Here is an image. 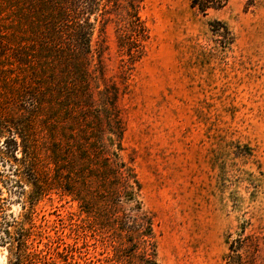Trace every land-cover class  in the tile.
Here are the masks:
<instances>
[{
  "label": "rangeland",
  "instance_id": "obj_1",
  "mask_svg": "<svg viewBox=\"0 0 264 264\" xmlns=\"http://www.w3.org/2000/svg\"><path fill=\"white\" fill-rule=\"evenodd\" d=\"M106 1L91 67L117 92L119 155L139 180L157 264H264V0ZM135 13L148 39L131 61L118 36ZM37 212L60 237L54 257L122 264L69 197L52 190Z\"/></svg>",
  "mask_w": 264,
  "mask_h": 264
},
{
  "label": "trees",
  "instance_id": "obj_2",
  "mask_svg": "<svg viewBox=\"0 0 264 264\" xmlns=\"http://www.w3.org/2000/svg\"><path fill=\"white\" fill-rule=\"evenodd\" d=\"M108 3L0 0V247L5 264H95L76 261L65 248V254L51 255L60 237L54 241L48 222L37 221V205L52 190L78 204L89 230L111 237L115 262L124 264L118 250L128 242L127 264H157L151 217L138 199L139 180L119 155L123 132L117 92L107 84L101 89L91 67L96 22ZM131 18L118 39L135 61L148 31L136 13ZM101 93L105 101L98 99ZM12 202L20 207L17 213L9 207Z\"/></svg>",
  "mask_w": 264,
  "mask_h": 264
}]
</instances>
